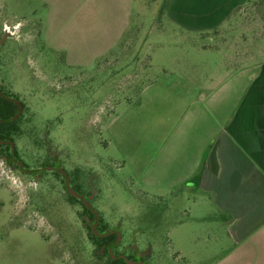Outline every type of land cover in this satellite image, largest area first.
Masks as SVG:
<instances>
[{
  "label": "rangeland",
  "instance_id": "1",
  "mask_svg": "<svg viewBox=\"0 0 264 264\" xmlns=\"http://www.w3.org/2000/svg\"><path fill=\"white\" fill-rule=\"evenodd\" d=\"M165 6L138 0L126 14L85 0H0V85L25 106L16 148L35 171L0 159V264H108L91 238L94 220L69 201L62 178L38 174L54 158L108 231H119L116 254H141L146 264H212L229 251L212 203L199 193L160 203L164 195L131 176L106 128L165 72L216 75L263 61L264 0L194 37L167 22ZM106 21H130L118 46L100 38L98 26L111 30Z\"/></svg>",
  "mask_w": 264,
  "mask_h": 264
},
{
  "label": "crops",
  "instance_id": "2",
  "mask_svg": "<svg viewBox=\"0 0 264 264\" xmlns=\"http://www.w3.org/2000/svg\"><path fill=\"white\" fill-rule=\"evenodd\" d=\"M85 1L128 14L138 0ZM252 1L166 0L165 15L194 37L218 30ZM107 26H96L100 38L118 46L130 21ZM189 71L157 76L110 119L108 135L131 176L164 195L160 203L195 193L212 203L232 243L212 264H264V60L216 75Z\"/></svg>",
  "mask_w": 264,
  "mask_h": 264
},
{
  "label": "trees",
  "instance_id": "3",
  "mask_svg": "<svg viewBox=\"0 0 264 264\" xmlns=\"http://www.w3.org/2000/svg\"><path fill=\"white\" fill-rule=\"evenodd\" d=\"M139 95H141V91H140ZM23 106H24V104H23ZM24 109H25V106H24ZM17 113H18L17 105L15 103L11 102L10 100L4 99L0 96V120H3L2 122H0V140L1 141H11L16 145L17 137L21 136V133L23 132V130L21 128V124L23 121V113L14 122H7L6 120L12 119L13 117H15L17 115ZM10 150H11L10 144L0 143V155L5 154V155L9 156ZM16 154H17L18 159L20 160L18 151H16ZM25 167L28 169V166L26 164H25ZM55 174L59 178H62V175H60L58 173H55ZM69 175L71 178L72 188L78 193L85 194L84 191L82 190L81 184L78 183L77 178L73 177L72 174H69ZM62 181H64L63 178H62ZM67 195H68L69 201L72 204H79L83 208V212L86 214V216L89 219L95 220V218H94L93 214L90 212V210H88L79 199L74 198L68 192H67ZM85 195L87 196V194H85ZM89 202H90V204L92 203L91 200H89ZM97 231L100 234H106L108 232H111V231H108V228L106 227V225L103 224L102 219H101V222H100V225H99ZM90 233H91V238H92L93 242L95 243L96 247L99 248L101 251L104 250L103 251L104 254L108 257V264H127L123 259L113 260L111 258V256L109 255L108 247H112V245L117 241V239H118L117 235L112 234V235L107 236V237H98L92 232V229H90ZM113 254L118 255V254H116L115 250L113 251ZM129 259L137 261L136 258L133 256H130Z\"/></svg>",
  "mask_w": 264,
  "mask_h": 264
},
{
  "label": "water",
  "instance_id": "4",
  "mask_svg": "<svg viewBox=\"0 0 264 264\" xmlns=\"http://www.w3.org/2000/svg\"><path fill=\"white\" fill-rule=\"evenodd\" d=\"M0 95L4 98H7L1 91H0ZM12 102H14L17 106H18V114L16 115L15 118L12 119V121H14L17 117H20L21 114L23 113V105L20 101L18 100H15V99H10ZM0 143H8L11 145V158L12 160L18 165V167L23 171V172H27V170L24 168L25 167V164L23 161L21 160H17L16 159V155H15V145L13 142L11 141H1L0 140ZM49 170H55L59 173H61L64 177V180H65V189L66 191L71 195L73 196L74 198H77L79 199L83 204L84 206L90 210V212L93 214L95 220H94V224L92 225L91 229H92V232L98 236V237H107V236H110L112 234H115L118 236V239L115 243V245H113L112 247H110L108 249V252H109V255L111 256V258L113 260H117V259H123L127 264H146L145 261L143 260H139V261H134V260H131L129 259L128 257L124 256V255H114L113 254V251H114V248L115 246L118 244L120 238H121V235L119 233V231L115 230V231H111V232H108L106 234H100L98 231H97V227L99 225V222H100V215L98 213V211L90 204L89 200H90V197L86 196L85 194H82V193H78L76 192L73 188H72V185H71V178L69 176V174L67 173V171H65L64 169H62L59 165H56V166H46L44 167V169L38 171L40 174H43Z\"/></svg>",
  "mask_w": 264,
  "mask_h": 264
},
{
  "label": "flooded vegetation",
  "instance_id": "5",
  "mask_svg": "<svg viewBox=\"0 0 264 264\" xmlns=\"http://www.w3.org/2000/svg\"><path fill=\"white\" fill-rule=\"evenodd\" d=\"M0 44H2V39H0ZM0 91L7 97V98H4V97H2L1 95V97L2 98H4V99H7V100H10V99H15V100H18V98L16 97V96H14V95H12V94H10V93H8L3 87H2V85H0ZM11 101V100H10ZM18 101H20V100H18ZM12 102V101H11ZM21 102V101H20ZM14 103V102H13ZM22 103V102H21ZM23 105V104H22ZM18 107V106H17ZM23 109H24V106H23ZM18 114V113H17ZM22 115V114H21ZM16 117V116H15ZM15 117H13V118H15ZM12 118V119H13ZM19 117H17L14 121H16L17 119H18ZM12 119H9V120H6L7 122H14V121H12ZM3 120H0V122H2ZM15 145V144H14ZM16 151H17V148H16V145H15V155H16V159L18 160V157H17V154H16ZM0 159H3L4 161H5V163L7 164V165H12V166H14V167H16V168H18V165L12 160V158H11V150H10V152H9V156H7V155H5V154H3V155H0ZM54 160H55V162H54V164L53 165H51V166H56V165H59L62 169H64V167L61 165V163H60V161L57 159V158H54ZM26 170H27V172H25V173H27V174H34L35 173V171H30V170H28L26 167H24ZM18 169H20V168H18ZM65 170V169H64ZM66 171V170H65ZM48 172H53V173H58V174H60V175H62L61 173H59V172H57V171H55V170H49ZM68 173V172H67ZM38 174H40V173H38ZM69 174V173H68ZM41 175V174H40ZM70 176V175H69ZM62 178L64 179V177H63V175H62ZM64 182H65V180H64ZM65 184V183H64ZM89 197V196H88ZM116 243V242H115ZM115 243L113 244V245H115ZM112 245V246H113ZM105 248V247H104ZM107 248V247H106ZM110 247H108V249H109ZM119 255V254H118ZM117 255V256H118ZM136 260L137 261H139V260H142V257H141V254L139 255V256H137L136 257Z\"/></svg>",
  "mask_w": 264,
  "mask_h": 264
}]
</instances>
